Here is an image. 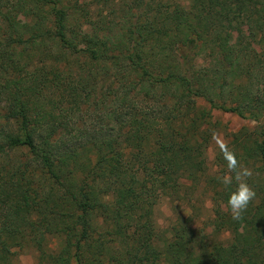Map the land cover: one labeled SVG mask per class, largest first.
Masks as SVG:
<instances>
[{"label": "trees", "instance_id": "1", "mask_svg": "<svg viewBox=\"0 0 264 264\" xmlns=\"http://www.w3.org/2000/svg\"><path fill=\"white\" fill-rule=\"evenodd\" d=\"M20 1L28 20L0 15V264L26 245L34 264H264V0ZM213 110L255 126L209 175ZM225 149L252 171L239 220ZM201 183L211 228H159L160 199L190 204Z\"/></svg>", "mask_w": 264, "mask_h": 264}, {"label": "rangeland", "instance_id": "2", "mask_svg": "<svg viewBox=\"0 0 264 264\" xmlns=\"http://www.w3.org/2000/svg\"><path fill=\"white\" fill-rule=\"evenodd\" d=\"M80 7L88 10L89 13L95 12L97 6L93 5V0H77ZM0 15H3L6 22L12 26H19L22 22L29 19V9L20 0H9L4 2L0 0ZM161 19H158L160 25ZM238 26L235 24L228 31V37L225 42L230 45H236L238 41ZM244 49L248 50L245 41ZM215 56L199 58L197 60L200 68L209 70L215 61ZM212 121L216 123L215 132L206 149L207 173L209 175L215 173L216 167L214 164V154L221 147L226 145L230 140V134L241 127L252 128L254 122L242 117H239L230 112L218 110L212 111ZM174 198L162 197L155 206L154 216L159 228H167L170 223L180 214L192 215L195 226L199 229L209 230L212 220V202L210 199V191L201 183L197 190L191 195L189 201ZM228 232L221 234V239L227 240ZM54 243V242H53ZM36 251L29 245L15 250L14 262L16 264H34L36 261Z\"/></svg>", "mask_w": 264, "mask_h": 264}, {"label": "clouds", "instance_id": "3", "mask_svg": "<svg viewBox=\"0 0 264 264\" xmlns=\"http://www.w3.org/2000/svg\"><path fill=\"white\" fill-rule=\"evenodd\" d=\"M225 160L226 167L231 175L222 177L221 183L228 187L235 182L234 189L228 192L226 206L232 219L239 220L248 207L249 202L256 195L255 191L247 183V178L252 175V171L241 167L234 154L229 153L227 149H225Z\"/></svg>", "mask_w": 264, "mask_h": 264}]
</instances>
